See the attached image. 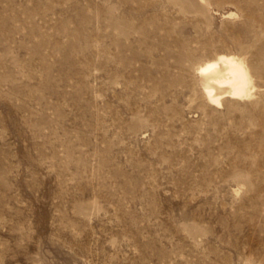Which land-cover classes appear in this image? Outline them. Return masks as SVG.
<instances>
[{
    "label": "rangeland",
    "instance_id": "rangeland-1",
    "mask_svg": "<svg viewBox=\"0 0 264 264\" xmlns=\"http://www.w3.org/2000/svg\"><path fill=\"white\" fill-rule=\"evenodd\" d=\"M0 264H264V0H0Z\"/></svg>",
    "mask_w": 264,
    "mask_h": 264
},
{
    "label": "bare ground",
    "instance_id": "bare-ground-1",
    "mask_svg": "<svg viewBox=\"0 0 264 264\" xmlns=\"http://www.w3.org/2000/svg\"><path fill=\"white\" fill-rule=\"evenodd\" d=\"M253 69L243 53H217L198 68L201 97L211 106L254 97L260 90Z\"/></svg>",
    "mask_w": 264,
    "mask_h": 264
}]
</instances>
